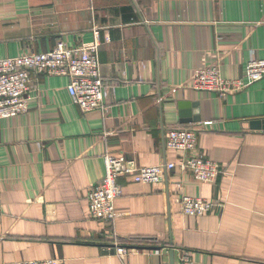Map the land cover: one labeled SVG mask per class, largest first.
I'll return each instance as SVG.
<instances>
[{"label":"crops","instance_id":"1","mask_svg":"<svg viewBox=\"0 0 264 264\" xmlns=\"http://www.w3.org/2000/svg\"><path fill=\"white\" fill-rule=\"evenodd\" d=\"M95 32L100 108L82 113L67 77L31 73L28 111L0 120V264H170L171 251L178 264L183 250L194 264H264V79L244 77L250 58L264 59V0H0L1 59ZM203 62L245 88L188 89ZM191 127L197 154L219 166L214 183L179 170L159 185L120 177L116 216L90 217L105 155L177 162L167 133ZM180 193L214 210L184 216Z\"/></svg>","mask_w":264,"mask_h":264},{"label":"built area","instance_id":"2","mask_svg":"<svg viewBox=\"0 0 264 264\" xmlns=\"http://www.w3.org/2000/svg\"><path fill=\"white\" fill-rule=\"evenodd\" d=\"M97 33L94 40L80 46H68L56 42L46 52H30L14 58H0V120L25 114L28 111L30 74L39 76L67 77L68 94L72 103L86 113L102 105L103 81L100 73ZM244 77L248 82L264 79V59L250 58ZM188 89L198 92H214L219 96L233 94L245 88L241 79L226 80L221 77L216 63L195 70L186 84ZM205 121L202 126L210 125ZM200 128H173L166 136V147L179 152L177 162L154 166H138L134 160L123 156H104V176L99 184L87 194L89 215L97 220L108 221L116 216L114 201L122 194L118 179L128 177L135 183L159 185L168 171H188L205 183H214L219 171L216 162L197 154V133ZM177 204L184 216L201 217L214 210L213 203L180 193ZM2 205L0 201V217ZM120 255L123 249H118ZM54 259L29 260L4 264H54ZM178 264H194L190 252L180 251Z\"/></svg>","mask_w":264,"mask_h":264},{"label":"water","instance_id":"3","mask_svg":"<svg viewBox=\"0 0 264 264\" xmlns=\"http://www.w3.org/2000/svg\"><path fill=\"white\" fill-rule=\"evenodd\" d=\"M170 264H174V259H173V252H170Z\"/></svg>","mask_w":264,"mask_h":264}]
</instances>
